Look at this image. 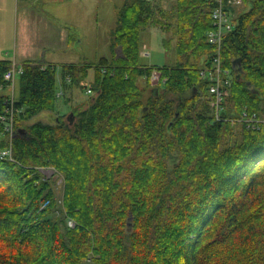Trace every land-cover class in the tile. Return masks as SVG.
<instances>
[{
    "label": "trees",
    "instance_id": "trees-1",
    "mask_svg": "<svg viewBox=\"0 0 264 264\" xmlns=\"http://www.w3.org/2000/svg\"><path fill=\"white\" fill-rule=\"evenodd\" d=\"M244 1L222 38L230 86L217 109L200 75L217 55L207 40L216 0L171 11L124 0L110 60L64 63L59 82L57 65L26 60L17 97L4 91L12 60L0 59V151L12 156L0 157V264H264V122L242 121L264 116V0ZM148 24L172 31L173 65L140 64ZM75 85L90 94L74 119L28 123ZM38 166L62 174L61 201Z\"/></svg>",
    "mask_w": 264,
    "mask_h": 264
},
{
    "label": "rangeland",
    "instance_id": "rangeland-1",
    "mask_svg": "<svg viewBox=\"0 0 264 264\" xmlns=\"http://www.w3.org/2000/svg\"><path fill=\"white\" fill-rule=\"evenodd\" d=\"M123 1L124 0H65L64 2L58 3L52 2L51 0H38L33 7L38 11L42 10L48 12L50 16L53 15L54 18L52 20L54 23L65 26L73 36L68 37L66 32H61V34H59V30L55 27H53V29L47 27L50 37L54 38V40L51 39L50 42L52 46L49 48H42L39 52H36L37 47H35L30 40H36L39 43L40 34H36V32L33 34L30 32V39L28 38L30 42L24 46H20L19 43L16 42V36H18L20 30L19 8L21 2H18L17 9L15 0H4L0 2V59H10L18 66L26 57L36 58L41 61L51 58L53 61L55 60L56 63L74 61L73 63L76 64L97 63L99 59L103 57L110 60L115 51L111 46V31L116 23L117 10L122 5ZM149 1L158 2L168 11H171L176 4V0ZM234 5L235 10L232 12L233 16L246 10L250 6V2L245 3L244 0H238ZM35 25L38 29L46 28L43 23ZM22 35L25 36L24 33ZM23 36H19L20 41L26 39ZM175 42L176 39L171 30L165 32V30H162L154 24L144 26L140 31V64L159 66L173 65L176 61ZM116 52H120V46L116 48ZM59 66L60 65L57 64L58 75L60 73ZM93 73V68H89L88 77L81 83L87 85L93 78ZM16 78L18 77L16 76ZM146 82L143 76L137 78L139 87L144 88V100L148 96L145 90L148 89L149 85ZM70 89L71 88H67L65 91L68 93L66 92L57 98L54 111H42L30 118L28 123L30 124L37 120L52 122L53 119L55 120L56 116L69 113L73 106H79L80 104V106L84 105L90 94L86 92L85 86L75 85L72 86L71 90ZM211 94L213 95V93ZM211 105L216 108L214 100L211 101ZM256 114L257 117L255 118L252 117L254 112L250 114L251 119L248 115L242 114L244 119L242 121L245 123V126L251 122L254 124L256 122H264V116L258 115L257 112ZM215 118H220V116L215 114ZM37 169L40 170L41 174L44 176L51 178L56 197L61 201L63 190L62 174L50 167L38 166ZM52 215L54 217L59 216V211H54ZM85 264L90 263L85 261Z\"/></svg>",
    "mask_w": 264,
    "mask_h": 264
},
{
    "label": "built area",
    "instance_id": "built-area-1",
    "mask_svg": "<svg viewBox=\"0 0 264 264\" xmlns=\"http://www.w3.org/2000/svg\"><path fill=\"white\" fill-rule=\"evenodd\" d=\"M217 4L212 8L211 11V20H212V28L208 30L207 33V40L211 44L216 45V52L217 55L213 57L211 62V66L206 69H202L200 72V75L207 79L210 83L209 91L213 93L214 95V104L217 107L221 104L224 97L228 95V89L230 86V77H229V71L222 67L221 64V56H220V48L222 44V38L223 35L231 30L234 26L233 21V15L230 9L226 7V4H230L231 6H235L234 3L238 0H216ZM226 1V3H225ZM21 72V66L13 65L12 68L7 71L4 75V78L6 80H9L11 84L13 83L16 75H18ZM160 72L156 69H153V71L150 74L149 80L151 81V85H155L160 81ZM86 92L90 93V89L86 88ZM61 92H59L58 95ZM252 117L255 118L253 115ZM250 118V117H249ZM253 118V119H254ZM3 119L2 116H0V120ZM251 119V118H250ZM1 158H8L12 159L11 156V149L10 148H4L0 152ZM69 224H72V222H69Z\"/></svg>",
    "mask_w": 264,
    "mask_h": 264
},
{
    "label": "crops",
    "instance_id": "crops-1",
    "mask_svg": "<svg viewBox=\"0 0 264 264\" xmlns=\"http://www.w3.org/2000/svg\"><path fill=\"white\" fill-rule=\"evenodd\" d=\"M3 1L4 0H0V2H3ZM51 1L52 2L61 3L62 1L64 2L65 0H51ZM18 2H21L20 3V8H19L20 30H19L18 36H16V42H18L20 46H24L28 42L32 41L34 46L37 47L36 48V52H39V50H41L42 48L51 47L52 44L50 42H51V39L54 40V38L50 37V33L47 31V27L48 28H52V29H53V27H55L57 30H59V34H61V32H66L68 37H72L73 36L70 33L69 29H67L65 26H61V25H58V24L54 23V21L52 20L54 18L53 15H51L52 16V18H51L50 14H48V12H45V11H42V10L38 11L36 8L33 7V5L36 4V2H38V0H15V5H17V9H18ZM42 23L46 26V28L38 29V27H36V25H35V24L39 25V24H42ZM34 28H35L36 31L34 30ZM30 32H32L33 34H34V32H36V34H40V40H39L40 42L39 43L36 40H30L29 41ZM23 33L25 34V36L22 35ZM20 35L23 36L26 39L20 41V39H19ZM26 60H37V59L36 58H32V57L31 58L30 57H26V58H24L22 60V62H24ZM42 62L52 63V64H55V65H57V64L62 65L64 63H73L74 61L73 62L66 61V62H62V63H56L55 60L53 61V59L49 58V59H43ZM12 63H13V65H17L13 61H12ZM19 66H21V64ZM59 79H60V75L57 76V81L58 82H59ZM18 88H19V82H18V78H16V80L14 79L13 83L11 84V86L7 87L4 91L7 94H13V96L17 97ZM71 89H72V87H71ZM0 92H3V91L1 90ZM66 92L67 91H65V93ZM69 114H70V112H69Z\"/></svg>",
    "mask_w": 264,
    "mask_h": 264
},
{
    "label": "water",
    "instance_id": "water-1",
    "mask_svg": "<svg viewBox=\"0 0 264 264\" xmlns=\"http://www.w3.org/2000/svg\"><path fill=\"white\" fill-rule=\"evenodd\" d=\"M232 64H233V66H235L236 64H238V65H239V64H240V61H239V59H234ZM250 88L252 89L253 87L251 86ZM72 116H73V113H72V112H70V114H69V117H68V118H69V120H72Z\"/></svg>",
    "mask_w": 264,
    "mask_h": 264
},
{
    "label": "bare ground",
    "instance_id": "bare-ground-1",
    "mask_svg": "<svg viewBox=\"0 0 264 264\" xmlns=\"http://www.w3.org/2000/svg\"><path fill=\"white\" fill-rule=\"evenodd\" d=\"M166 83V82H165Z\"/></svg>",
    "mask_w": 264,
    "mask_h": 264
}]
</instances>
